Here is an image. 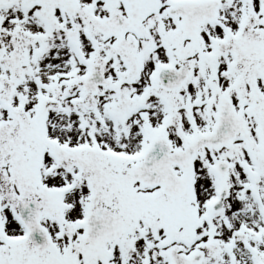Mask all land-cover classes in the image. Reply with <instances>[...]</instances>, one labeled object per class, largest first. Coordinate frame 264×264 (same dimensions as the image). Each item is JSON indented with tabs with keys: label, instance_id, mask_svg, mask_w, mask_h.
Instances as JSON below:
<instances>
[{
	"label": "snow or ice",
	"instance_id": "6c2138e0",
	"mask_svg": "<svg viewBox=\"0 0 264 264\" xmlns=\"http://www.w3.org/2000/svg\"><path fill=\"white\" fill-rule=\"evenodd\" d=\"M0 264H264V0H0Z\"/></svg>",
	"mask_w": 264,
	"mask_h": 264
}]
</instances>
